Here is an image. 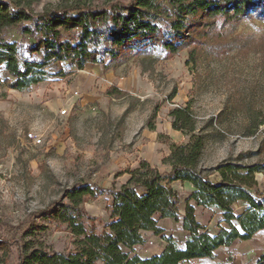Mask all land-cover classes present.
<instances>
[{
	"label": "rangeland",
	"instance_id": "1",
	"mask_svg": "<svg viewBox=\"0 0 264 264\" xmlns=\"http://www.w3.org/2000/svg\"><path fill=\"white\" fill-rule=\"evenodd\" d=\"M22 1L37 13L70 0ZM88 1L99 6L110 0ZM233 36L239 51L233 49L222 59L203 48L191 64L186 50L164 60L161 51L152 49L112 63L107 70L100 64L96 71L52 64L45 81L22 92L0 85V233L18 239L17 228L31 213L60 200L77 183L102 190L84 204L91 219L85 225H94L99 234L106 232L110 190L125 184L126 172L145 161L168 173L170 166L163 160L171 147L188 142L190 135L172 128L170 112L176 107H188L193 115L195 134L202 138L197 170L209 179H217L213 169L224 161L251 165L264 159V22H243ZM108 70L112 76H106ZM111 87L124 95L108 96ZM63 108L69 113L60 117ZM28 133L41 137L42 143L33 145ZM255 179L257 191H264V175L256 174ZM170 185L180 198V215L184 214L191 188L180 182ZM233 210L240 214L244 206L235 203ZM195 215L211 233L228 229L216 208L195 206ZM156 219L164 237L183 243L187 234L180 221ZM37 224L44 226L40 239L48 251L73 250L74 238L65 225L46 220ZM142 236L143 244L134 248L140 256L157 254L166 245L150 232ZM258 240L264 242V231L252 240L218 249L211 258L183 264H257L264 252ZM16 263L12 248L6 264Z\"/></svg>",
	"mask_w": 264,
	"mask_h": 264
},
{
	"label": "trees",
	"instance_id": "2",
	"mask_svg": "<svg viewBox=\"0 0 264 264\" xmlns=\"http://www.w3.org/2000/svg\"><path fill=\"white\" fill-rule=\"evenodd\" d=\"M22 2L0 0V85L19 92L45 81L52 64L68 63L73 70L100 64L107 70L112 63L152 49L161 51L164 60L186 50L191 64L203 48L222 59L238 49L233 34L241 23L264 22V0H110L99 6L70 0L37 13ZM107 95L124 93L111 87ZM170 116L174 130L190 135L188 142L171 147L163 160L170 166L168 173L145 161L126 172L128 181L110 190L106 232L99 234L94 225H85L91 219L84 204L102 195V190L77 183L60 200L31 213L28 222L17 228L18 239L0 233V264L7 263L12 248L17 252L16 264H183L211 258L218 249L264 231V191H257L255 179L256 174L264 175V159L251 165L224 161L213 169L217 176L213 181L197 170L202 138L195 134L189 108L176 107ZM173 182L193 188L183 215ZM239 202L244 210L235 214L233 205ZM195 206L219 210L228 229L206 230L196 220ZM156 216L181 222L187 234L182 244L163 236ZM38 220L65 225L74 238L73 250L48 251L40 239L44 226ZM143 232L166 242L159 255L142 258L134 252L144 242ZM256 262L264 264V254Z\"/></svg>",
	"mask_w": 264,
	"mask_h": 264
},
{
	"label": "crops",
	"instance_id": "3",
	"mask_svg": "<svg viewBox=\"0 0 264 264\" xmlns=\"http://www.w3.org/2000/svg\"><path fill=\"white\" fill-rule=\"evenodd\" d=\"M97 66H98V65H89V67H91V68H89V69L96 71L97 68H95V67H97ZM86 68H87V67H85L84 69H86ZM84 69H83V70H84ZM77 71H78V70H77ZM80 71H81V70H80ZM105 73L107 74L106 76H112V72H111L110 70H108V71L105 72ZM117 88H118L119 90H121L120 87L117 86ZM128 179H129V176H128V178H126V182L128 181ZM126 182H125V183H126ZM184 185H188V186L191 188V192L193 191V188H192V186H191L190 184H188V183H184ZM181 215H183V214H181ZM143 233H145V232H143ZM257 234H259V232H258ZM257 234H255V235L252 237V239H253L254 237H256ZM252 239H250V240H252ZM255 240H256V239H255ZM257 242H258V244L261 245V246L258 245V248H262L263 251H264V242L261 241V240H258ZM163 248H164V247H163ZM163 248H162L157 254H153V255H150V256H140L139 254H138V255H139L140 257H142V258H146V257H151V256L159 255V254L162 252ZM263 254H264V252H263V253H260V254H259V257H260L261 255H263Z\"/></svg>",
	"mask_w": 264,
	"mask_h": 264
},
{
	"label": "built area",
	"instance_id": "4",
	"mask_svg": "<svg viewBox=\"0 0 264 264\" xmlns=\"http://www.w3.org/2000/svg\"><path fill=\"white\" fill-rule=\"evenodd\" d=\"M73 94H74V96H76L77 92H74ZM68 113H69L68 109L63 108L62 110H59L58 115L60 117H65L68 115ZM27 138L33 145L37 146V145H40L42 143L41 137L37 136L34 133H28Z\"/></svg>",
	"mask_w": 264,
	"mask_h": 264
}]
</instances>
